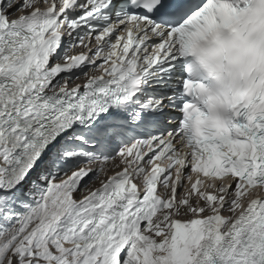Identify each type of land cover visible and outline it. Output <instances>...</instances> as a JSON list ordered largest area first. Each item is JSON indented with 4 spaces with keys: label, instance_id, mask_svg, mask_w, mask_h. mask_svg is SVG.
<instances>
[{
    "label": "snow or ice",
    "instance_id": "obj_1",
    "mask_svg": "<svg viewBox=\"0 0 264 264\" xmlns=\"http://www.w3.org/2000/svg\"><path fill=\"white\" fill-rule=\"evenodd\" d=\"M0 264H264V0H0Z\"/></svg>",
    "mask_w": 264,
    "mask_h": 264
}]
</instances>
